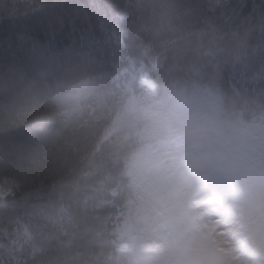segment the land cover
<instances>
[{
    "label": "snow or ice",
    "instance_id": "snow-or-ice-1",
    "mask_svg": "<svg viewBox=\"0 0 264 264\" xmlns=\"http://www.w3.org/2000/svg\"><path fill=\"white\" fill-rule=\"evenodd\" d=\"M87 10V27L53 15L0 46V59L21 60L72 36L95 58L54 94L0 112L3 131L22 130L19 166L36 177L18 195L16 177L0 176L10 264H264V104L241 97L264 96V14L241 19L246 0H89ZM228 29L242 35L225 41ZM185 48L219 71L181 74ZM227 94L250 114L226 112ZM218 233L226 252L212 251Z\"/></svg>",
    "mask_w": 264,
    "mask_h": 264
},
{
    "label": "clouds",
    "instance_id": "clouds-1",
    "mask_svg": "<svg viewBox=\"0 0 264 264\" xmlns=\"http://www.w3.org/2000/svg\"><path fill=\"white\" fill-rule=\"evenodd\" d=\"M89 0H0V24L10 21L16 27L28 25L38 26L42 18L53 15L70 16L72 21L79 22V27H87L90 13L87 10ZM247 10L241 19L247 18L251 22L259 20L264 14V0H246ZM20 22L19 25L17 22ZM78 27V30H79ZM187 35V34H185ZM240 36L235 29H228L224 40L232 41L233 36ZM259 37V33L254 34ZM258 48L256 39L250 44ZM87 57V60L81 59ZM95 58L86 50L70 47L64 52H54L48 56H38L26 53L21 60L5 61L0 59V112L8 109L26 107L32 97L39 92L55 93L59 85L65 84L85 71L91 69ZM178 70L181 74L190 72L193 66L199 68L202 75L219 71V67L211 61L198 57L192 48H185L178 56ZM169 75L168 70L157 72V78L164 79ZM253 104H264V96L252 93H241ZM225 110L247 117L250 113L242 108V99L227 94L225 96ZM41 135L48 133V128L37 125ZM22 130L10 129L5 132L0 128V176L5 173L16 177L21 187L18 195H24L28 190L27 180L31 176L29 168L19 166L18 153L24 148ZM32 180L36 177L31 176ZM0 217V230L5 227ZM0 264H10L6 250L0 248ZM35 264H47L46 260H38Z\"/></svg>",
    "mask_w": 264,
    "mask_h": 264
},
{
    "label": "trees",
    "instance_id": "trees-1",
    "mask_svg": "<svg viewBox=\"0 0 264 264\" xmlns=\"http://www.w3.org/2000/svg\"><path fill=\"white\" fill-rule=\"evenodd\" d=\"M19 21L17 24L19 25ZM20 27L14 26L10 21H5L3 24H0V46L7 48L10 44V42L14 38L15 32ZM73 37L72 36H66L65 38H62L61 44L63 46V50H57L55 52H64L68 50L70 47H79L77 44L76 46H73L72 43ZM54 53V52H52ZM51 53H37L38 56H48Z\"/></svg>",
    "mask_w": 264,
    "mask_h": 264
},
{
    "label": "rangeland",
    "instance_id": "rangeland-1",
    "mask_svg": "<svg viewBox=\"0 0 264 264\" xmlns=\"http://www.w3.org/2000/svg\"><path fill=\"white\" fill-rule=\"evenodd\" d=\"M221 195H222L223 199L217 207L216 214H217V217L219 219H221V221H226V213L229 210V196H228V193L226 191L222 192ZM220 249H223L226 252L227 251V242L225 241L223 236H221L218 233L212 251L214 253L216 250H220Z\"/></svg>",
    "mask_w": 264,
    "mask_h": 264
}]
</instances>
